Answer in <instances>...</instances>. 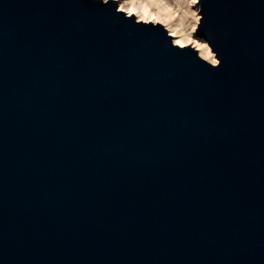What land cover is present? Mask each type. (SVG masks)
<instances>
[{"label":"water","instance_id":"95a60500","mask_svg":"<svg viewBox=\"0 0 264 264\" xmlns=\"http://www.w3.org/2000/svg\"><path fill=\"white\" fill-rule=\"evenodd\" d=\"M197 6L0 0V264H264V0Z\"/></svg>","mask_w":264,"mask_h":264},{"label":"bare ground","instance_id":"6f19581e","mask_svg":"<svg viewBox=\"0 0 264 264\" xmlns=\"http://www.w3.org/2000/svg\"><path fill=\"white\" fill-rule=\"evenodd\" d=\"M116 1H118L119 7L121 5L124 6V12L127 15L128 10L132 9V15H135L138 21L152 22L163 25L165 29H167L168 33L174 38V43L176 45L179 47L191 46L198 51L201 58L213 65L217 64L212 62L213 60H216V58L208 45L205 44L203 40H199L193 31V28L196 26L198 21V15L196 12L192 27L188 30V32H185L182 29L185 15L182 14L177 17L175 12H171L172 9L169 6H163L160 3V0H135V3H129L126 2V0ZM194 5L196 6V4ZM145 9H147V11H145ZM203 45H207V47H203Z\"/></svg>","mask_w":264,"mask_h":264},{"label":"rangeland","instance_id":"374dc122","mask_svg":"<svg viewBox=\"0 0 264 264\" xmlns=\"http://www.w3.org/2000/svg\"><path fill=\"white\" fill-rule=\"evenodd\" d=\"M160 1H161L160 3L163 6H165V5L169 6L172 9L171 12H175V15L177 17L182 15V14L185 15L184 22H183V25H182V29L185 32H188V30L192 27V24L194 23V18L195 17H193V15H192L193 12L197 13L198 21L200 19V16L198 14L197 3H196V6H195L194 4L191 3V0H160ZM198 21L196 23V26L198 24ZM196 26L194 28H196ZM198 39L202 40L200 38H198Z\"/></svg>","mask_w":264,"mask_h":264},{"label":"snow or ice","instance_id":"6c2138e0","mask_svg":"<svg viewBox=\"0 0 264 264\" xmlns=\"http://www.w3.org/2000/svg\"><path fill=\"white\" fill-rule=\"evenodd\" d=\"M126 2H129V3H135V0H126ZM107 3H109V0H107ZM191 3L192 4H196L197 3V0H191ZM119 12H124L125 11V8L123 5H121L118 9H117ZM145 11H147V9H145ZM133 14V10L132 9H129L128 10V15H132ZM193 16H196V13H192ZM193 31H196L195 28H193ZM191 42V41H190ZM182 46V45H181ZM203 47H207V45H203ZM207 58V57H206ZM214 64L215 63H218V61L216 60H213L212 61Z\"/></svg>","mask_w":264,"mask_h":264},{"label":"clouds","instance_id":"9594fccd","mask_svg":"<svg viewBox=\"0 0 264 264\" xmlns=\"http://www.w3.org/2000/svg\"><path fill=\"white\" fill-rule=\"evenodd\" d=\"M104 3L107 4V0H104ZM194 13H195V12H194ZM193 17H195V16H193Z\"/></svg>","mask_w":264,"mask_h":264}]
</instances>
